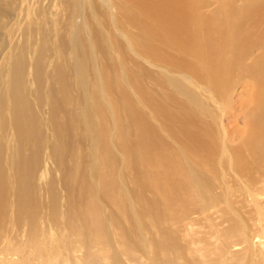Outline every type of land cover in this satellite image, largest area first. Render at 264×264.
I'll list each match as a JSON object with an SVG mask.
<instances>
[{"label":"bare ground","instance_id":"1","mask_svg":"<svg viewBox=\"0 0 264 264\" xmlns=\"http://www.w3.org/2000/svg\"><path fill=\"white\" fill-rule=\"evenodd\" d=\"M263 201L264 0H0V264H179L204 230L203 264H264Z\"/></svg>","mask_w":264,"mask_h":264},{"label":"rangeland","instance_id":"2","mask_svg":"<svg viewBox=\"0 0 264 264\" xmlns=\"http://www.w3.org/2000/svg\"><path fill=\"white\" fill-rule=\"evenodd\" d=\"M56 1V0H54ZM4 40V39H3ZM155 71V70H153ZM234 86V84H232L231 88ZM242 91V88L241 86H236L235 88H233V91L234 92L231 96V100L236 103L239 98H240V94L241 91ZM229 123V122H227ZM264 202V201H263ZM40 205L42 206V203H40ZM223 206V204H222ZM220 205V207H222ZM210 212V211H209ZM211 213V212H210ZM195 216V215H193ZM192 216V217H193ZM214 216H212L213 218ZM191 218V217H190ZM220 229L224 232L221 233V236L225 238V231H227V238L230 240V239H233L232 235H235L237 234L235 231L233 233H230V229H225V223L222 224L220 226ZM213 232H216L215 230L209 232V230H204V231H198V232H193V233H189V234H186V239L184 240H179V243L181 245V247L183 248V259L180 261L179 258H175L177 260V263L179 264H182V263H185L186 260L190 261L191 264H203L202 261L205 260V261H209V259H211V261H213L214 259H216L218 256H222L220 251L222 250L221 249V246L222 245H218V242H217V239L216 237L214 236ZM195 234H197L195 236ZM19 239H22L20 236H19ZM114 246H117L119 247V241L117 242V240H114ZM56 247V246H54ZM57 247H59L57 245ZM244 247L241 245V246H236V247H233L232 249H230L232 255L238 253L239 251H241ZM203 253V254H202ZM205 257L206 256V259H202V256ZM205 255V256H204ZM146 261V259H145Z\"/></svg>","mask_w":264,"mask_h":264}]
</instances>
